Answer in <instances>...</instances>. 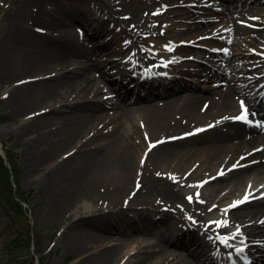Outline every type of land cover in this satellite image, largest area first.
Instances as JSON below:
<instances>
[{"label":"bare ground","instance_id":"1","mask_svg":"<svg viewBox=\"0 0 264 264\" xmlns=\"http://www.w3.org/2000/svg\"><path fill=\"white\" fill-rule=\"evenodd\" d=\"M234 3L239 2L17 0L11 8L1 29L0 85L32 147L34 168L45 172L51 210L65 223L63 235L70 234L78 263L177 264L178 255L186 253L176 248L192 242L198 259L186 255L181 264H220L214 252L231 234L244 231L256 264H262L264 127L258 125L264 122L235 118L244 108L247 118L257 115L249 105L264 104L256 94L264 90V85L257 89L264 81V17L242 23L260 11L259 0ZM79 4L87 10L74 7ZM180 5L187 8L175 9ZM83 13L88 17L83 22L94 26L92 35L105 32L114 40L89 51L77 28ZM193 15L199 20L183 24ZM189 31L221 39L218 47L229 50L213 62L222 73L210 69L226 85L199 92L204 90L186 84L192 90L186 95L176 88L186 83L181 73L202 69L174 59L193 55L184 43L155 42H179ZM121 37L126 44L117 43ZM245 47L256 49L251 54L260 55L254 60L258 65H245L244 56L250 55ZM99 50L129 52L103 68ZM111 67L116 86L105 83ZM145 69L150 73L144 75ZM158 69L166 75L161 80ZM237 69L243 74L227 71ZM124 73L131 79L137 75L135 87ZM205 126L210 127L194 132ZM202 176L210 181L206 186L183 187ZM246 195V202L236 204ZM137 204L141 211L127 210ZM167 222L188 228L179 225L159 242L144 236Z\"/></svg>","mask_w":264,"mask_h":264},{"label":"rangeland","instance_id":"2","mask_svg":"<svg viewBox=\"0 0 264 264\" xmlns=\"http://www.w3.org/2000/svg\"><path fill=\"white\" fill-rule=\"evenodd\" d=\"M16 1L17 0H0V37H1V29L3 25L7 22L8 17L13 12H10L12 7H16ZM207 1V0H206ZM239 1V3H235V6H242L243 2L245 0H235L234 2ZM248 4V3H247ZM75 8H78L81 10H87V6L85 4H79L74 5ZM178 8H187L186 5H180L178 7H175V9ZM257 8L259 12L257 15H250L249 18H252L251 21L248 20H241L243 22L248 23H255V18L264 17V0H259V5H257ZM199 13L197 12V15ZM84 13L80 16L81 19H79L77 22H81L80 26H77V28L80 31V39L87 43V49L89 51L98 50V46L101 44H104L105 42H108L110 40H114L112 38V35H107L105 32L102 33L100 36H94L92 35V30L94 26H90L88 23L85 24L84 22H88V17ZM58 18V17H57ZM186 20L183 22V24H189L192 23L195 19L199 20V17L196 15L193 16H185ZM163 20H167L165 17H163ZM84 21V22H83ZM74 22V21H73ZM83 22V23H82ZM219 23H224L223 20H219ZM75 25H78L75 23ZM259 25V24H258ZM257 25V26H258ZM35 28H39L36 26ZM42 29H47L46 27ZM90 29V30H87ZM39 30V29H38ZM88 31V33H87ZM92 31V32H91ZM253 31H250L249 34H251ZM166 33V31H164ZM186 38L184 40H181L179 42H174L173 40H167V41H156V44L160 45H176L179 43H184L186 45L185 48L193 50L191 55L188 58L180 57V56H174V59L177 57V59H183L186 63H191L193 65H198V68L202 69V71L198 70V72H189V73H181L182 76L185 77V85L183 86H176L177 89H180V93L183 95H186L190 93L192 90L187 89L189 85L198 86L201 87L199 92H209L210 88L212 86H218V85H226L223 83L224 80H221L222 78L216 77V75L211 72V68L217 69L219 72L222 73V69L220 68V65H214L213 62L216 61H222L221 56L228 55L229 50H225L223 48H219L220 44H223L221 39H214L211 37L210 34H200L198 35V32L195 31H189L185 33ZM197 35V36H196ZM221 38V37H220ZM128 39H125V37H121L120 40H117V43L126 44ZM208 42H215L217 43V47L214 45H208ZM1 43V42H0ZM222 46V45H221ZM256 49L253 47L247 48L245 47L246 53H249V56H244V60L246 61L245 65H258L257 62H254L257 56H260L258 53H254ZM237 51V50H236ZM129 51H123L122 54L116 55L114 52H107L104 50H99V58L98 63H100L103 68H107L110 64L111 59L116 57H123L125 59V55L128 54ZM219 55V56H214ZM220 59V60H217ZM156 61V60H155ZM256 61V60H255ZM157 63V62H156ZM220 63V62H219ZM73 67L71 65L70 67H67L66 69H70ZM195 68V67H194ZM107 70H113V68H109ZM229 73H236V74H243L241 70H235L230 71L227 70ZM204 74V75H202ZM135 75V73H134ZM207 76L213 77L211 80H206ZM251 75V74H250ZM114 74H111L110 72L106 74V78H109L105 80V83L108 85H117L116 81H113L112 77ZM123 77L126 80H129L130 86H133L135 84V77L131 79L130 76H127L125 73L123 74ZM199 79H201L199 81ZM113 82V83H112ZM133 82V83H132ZM186 84H189L186 87ZM122 89H124L122 87ZM5 88L0 85V115L4 117V121L0 123V142L6 143L12 147L14 152L17 156V162L20 167V185L24 191L30 192V208L31 212L29 211V222L28 221H20V220H14L6 208L3 206L2 202H0V264H13L11 262V255L8 253V243L11 239H13L16 236V233L20 230V225H31V227L37 231L40 232V242L38 244L37 251L39 253L37 254L33 250V254L35 256H38V258L43 259L45 264H80L78 263V256L75 252V250L69 245V237L70 234L63 235V230L65 227V223H61L58 216L55 215L52 210V204H53V197L48 196L47 194V185H46V176L45 172L43 170L37 171L34 168V162H33V153H32V147L29 143L24 141V135L21 133V130L19 128L20 122L18 120L14 119V114L12 112V107L9 103V100L6 98L5 95ZM130 97H133L132 94ZM251 119H254L257 121H262L260 117L257 116H249ZM264 122V121H263ZM207 128V127H204ZM201 128V129H204ZM199 129V128H198ZM214 177H211L210 179H213ZM209 179L207 176H202L197 179H192L189 183V186H183L184 188L192 189L199 186V185H207L209 183ZM17 189V186L15 187ZM226 201V200H225ZM129 212H132L134 214L136 211L142 210V205L137 204L134 206V208L127 209ZM227 210H219V211H213L210 213L211 216H219L223 214ZM159 228L149 232L147 235L144 236L149 241H157L162 240V236L164 234H169L172 230L176 228H180V226L183 229H187V224L180 223L171 225L170 222H167L166 224L159 223ZM180 225V226H179ZM229 226V224H227ZM235 228V227H234ZM160 233V235L158 234ZM139 238H142L143 235H138ZM9 241V242H8ZM157 241V242H159ZM261 245H264L262 243ZM177 264H180V260L177 258ZM264 264V260L262 262Z\"/></svg>","mask_w":264,"mask_h":264},{"label":"trees","instance_id":"3","mask_svg":"<svg viewBox=\"0 0 264 264\" xmlns=\"http://www.w3.org/2000/svg\"><path fill=\"white\" fill-rule=\"evenodd\" d=\"M4 121V117L0 115V123ZM4 148L11 168L6 164L5 159L0 155V202L6 208L10 216L14 220L28 221V209L23 202L30 203V192L24 191L20 183V167L17 162V156L8 142L4 143ZM14 181L17 189L14 188ZM20 230L16 236L8 243V251L11 255L13 264H35V256L31 253L32 243L38 247L40 242V232L35 231L31 225H20ZM37 250V248H36ZM39 253V251H37ZM39 264H45L40 259Z\"/></svg>","mask_w":264,"mask_h":264},{"label":"snow or ice","instance_id":"4","mask_svg":"<svg viewBox=\"0 0 264 264\" xmlns=\"http://www.w3.org/2000/svg\"><path fill=\"white\" fill-rule=\"evenodd\" d=\"M241 106H242V108H244V102H243V101H241ZM244 113H245L244 115H241V116H239V117H236L235 119L243 120V121H245V122H247V123H251V121L248 120V118H247V109H246V108H244ZM258 126H260V127H264V125H258ZM198 131H203V129H200V130H198ZM154 146H155V145H153V147H154ZM220 174L223 175L224 173L221 172ZM201 186H202V185H201ZM197 195H198V194H197ZM249 195H251V193H249ZM249 195H246V196L243 198V200L236 202V204L246 202V201L248 200V198H249ZM188 199H189V201H191V200H192V197H188ZM236 204H233L231 207H235ZM217 223L223 225L224 222H217ZM262 223H264V222H262ZM224 242L227 243V241H224ZM237 251H242V249H237Z\"/></svg>","mask_w":264,"mask_h":264}]
</instances>
